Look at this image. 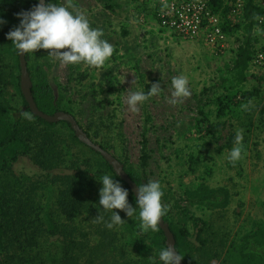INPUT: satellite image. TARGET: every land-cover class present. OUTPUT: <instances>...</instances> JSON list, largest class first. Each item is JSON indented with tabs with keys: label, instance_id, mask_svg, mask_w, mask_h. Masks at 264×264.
<instances>
[{
	"label": "rangeland",
	"instance_id": "1",
	"mask_svg": "<svg viewBox=\"0 0 264 264\" xmlns=\"http://www.w3.org/2000/svg\"><path fill=\"white\" fill-rule=\"evenodd\" d=\"M223 1L225 10L219 15L224 40L220 47L204 38H184L160 27L155 16L160 0H51L71 4L85 13L90 26L101 30L102 39L113 46V54L103 66L91 67L85 63L65 65L49 54L51 50L39 49L29 52V66L34 82L42 83L46 77L53 88L46 101L61 103L60 110L44 113L73 115L90 134L88 138L122 166L142 172V140L147 139V177L160 183L165 216L169 223L187 231L184 247L197 264H256L242 259L239 250L244 237L264 221V65L251 63L243 75L235 67L247 25L243 16L233 12L238 0ZM252 1L264 10V0ZM20 3L17 11L0 6V16L7 21L2 27L19 24L16 13L29 10L26 1ZM252 33L253 38L258 37L253 44L257 50L264 44V27L256 21ZM3 41L12 44L7 37ZM11 55L4 56L6 67L0 71L6 79L0 88L13 108L21 109L23 99L17 85L6 83L18 75L21 81L17 66L7 77ZM177 75L188 79L189 96L172 95L171 80ZM156 82L161 85L158 94L133 111L127 96L134 91L147 92ZM7 113L13 120L17 118L12 109ZM21 122L25 135H37L33 146L39 145L40 127L32 131V121L24 113ZM60 131L66 153L62 164L47 170L28 154L12 162L10 170H0V195L8 199L10 207L7 249L0 253V264H34L32 257L38 259L34 251H24L28 242L24 246L15 242L19 228L31 221L34 213L44 217L46 226H78L73 238L90 234V221L83 220L84 215L71 219L63 213L61 196L71 186L67 182L82 171L87 174L79 176L81 181L92 180L96 195L102 187L98 178L109 173L98 150L79 137L85 145L73 139L66 125ZM237 134L241 136L239 145H235ZM234 146L241 148V155L230 161L228 154ZM205 187L227 188L228 206L214 208L198 203L196 190ZM115 211L124 223L140 219L138 213L131 218L122 210ZM116 232L119 240L114 244L122 253L123 264H142L144 253L159 256L161 249H156L151 237L134 246L124 228L116 226L112 233ZM39 243L40 249H48L55 260L63 256V235H45Z\"/></svg>",
	"mask_w": 264,
	"mask_h": 264
},
{
	"label": "trees",
	"instance_id": "2",
	"mask_svg": "<svg viewBox=\"0 0 264 264\" xmlns=\"http://www.w3.org/2000/svg\"><path fill=\"white\" fill-rule=\"evenodd\" d=\"M26 1L29 5L30 10L39 0H3L0 6H5V9H10L12 11L18 10V5L20 2ZM223 0H211L210 6L213 11L218 14L223 13L225 10ZM263 8L256 2L252 0H247L244 4L243 18L247 25V36L240 46L237 52V59L235 61V67L240 70L241 75L251 64L252 54L256 49H254V43L258 42V37L253 38L252 30L257 21V18L263 13ZM12 28L4 26L0 28V69L6 67V62H4V56L7 58L9 54H12L9 60L10 74L14 73V67L20 68L19 53L14 48L12 44H7L3 39L6 37V33ZM254 39V40H253ZM6 45V46H4ZM14 57V59H13ZM29 53L26 54L28 72L32 79V94L35 102L39 109L43 112H49V110L58 111L60 110L61 103L52 104L47 102L48 95L53 92L52 86L47 82L46 77H43L42 83L34 82L31 74V69L29 66ZM12 78V77H11ZM6 79L4 72L0 71V82ZM17 85L20 95L23 99V108L17 109L13 108L10 100L5 98L2 89L0 88V170L7 171L11 168V163L16 161L21 155L30 154L35 163L44 169L51 170L65 161V155L63 148L64 133L61 130V126L64 124L68 127L70 135L73 139L77 140L79 143L81 141L76 136L74 129L71 124L67 121L59 122H48L44 118L34 114L29 107L27 100L25 99L22 91L21 84L19 80V75L12 80H6V83L12 82ZM4 87L6 84H3ZM12 109L17 114V118L13 120L11 116L8 115L7 109ZM23 113H30L32 123L29 127L32 131H35L36 126L40 127L41 136L40 144L33 146L36 143L37 135L31 133L24 134V129L21 122V117ZM28 123V121H27ZM80 125V124H79ZM81 128H83L80 125ZM54 128V129H53ZM53 129V130H51ZM87 136L90 137V134ZM85 145L84 143H81ZM142 153L140 156L142 172L137 173L132 167L123 166L126 173L136 183L144 184L149 181L147 177V168L149 165V154L147 147V139L144 137L142 140ZM102 147V146H101ZM105 149L104 147H102ZM100 153V152H99ZM104 158V157H103ZM104 166L107 173H109L114 179L119 180L122 186L129 190L128 201L132 205H137L135 201V194L132 191L130 185L123 180L113 169V166L104 158ZM50 174V173H49ZM87 174L86 171L79 172L77 175L72 177L67 183L71 182L70 188L63 191V195L60 200V207L63 209V213H66L71 219H75L77 216L84 215L83 220L90 221L87 223L90 226V234L85 236L81 233L79 239L78 236L73 238V233L78 232L76 227H54L46 226L44 217L40 214H35L30 218L31 221L27 222L24 219L23 222L26 223L19 228L18 234L15 236V242L18 245L24 246V243L28 242L29 246L24 251H34L38 259H34L32 263L34 264H123L120 262L122 259V253L114 244V241L118 239V234L112 233V229H108L105 226L106 220L110 217V212H105L103 208L99 205V192L94 195L93 182L83 180L81 181L80 175ZM78 181L74 182L77 180ZM199 197L197 202L201 204H206L207 206L214 208H226L230 201V192L227 188H217L212 189L205 187L202 190H196ZM90 196H86L85 194ZM138 206V205H137ZM9 203L8 199L3 195H0V253L7 249L5 245L7 237V228L9 221L7 216L9 215ZM86 214H83L85 213ZM102 215L104 221L98 220V216ZM28 217V216H27ZM163 220L168 224L170 230L172 231L175 238V248L180 253L183 264H197L195 258L187 254V250L184 247L185 239L187 236V231L181 227L169 223L168 218L164 215ZM26 219V218H25ZM140 219L132 220L129 223H123L120 225V229L127 232L128 237L134 246H140L146 238L151 237L154 242L156 249H162L166 246V235L162 228L158 225L159 230L156 232L149 231L147 233L139 230ZM63 235L65 247L63 248V256L58 260L53 258V255L49 253L48 249H40V240L46 235ZM163 236V239L161 238ZM93 242L91 244V241ZM96 239H100L96 242ZM119 240V239H118ZM118 253V257L117 254ZM47 257H43L46 256ZM239 255L242 259L247 261H255L256 264H264V221L262 225L257 228L253 233L247 234L243 239V244L240 247ZM149 257L158 259V255L153 253H144L142 255V264H152Z\"/></svg>",
	"mask_w": 264,
	"mask_h": 264
},
{
	"label": "clouds",
	"instance_id": "3",
	"mask_svg": "<svg viewBox=\"0 0 264 264\" xmlns=\"http://www.w3.org/2000/svg\"><path fill=\"white\" fill-rule=\"evenodd\" d=\"M67 2V0H66ZM20 22L6 33L7 39L20 55L35 52L39 49L51 50L49 54L65 65L85 63L91 67H101L113 54V46L102 39V31L90 26L85 13L78 11L68 4L67 6L39 0L30 10L16 13ZM7 21L0 16V27ZM64 49V51H61ZM159 82L153 83L147 92L134 91L127 96V105L133 110L150 96H155L160 91ZM172 95L182 98L190 95L189 81L183 75H177L171 80ZM175 103V101H173ZM26 119L31 120V115L24 113ZM241 136L237 134L235 145H239ZM241 148L234 146L228 154L230 161L240 158ZM102 182L99 190V205L111 216L105 222L108 229H113L124 223L120 213L122 210L127 217L134 218L139 215L142 232H156L158 224L164 215L165 206L162 204L163 191L156 180L139 184L135 201L138 207L134 208L128 201L129 190L124 188L119 180L109 174L98 178ZM98 220L104 221L99 215ZM180 253L176 254L171 245H166L159 251L158 259L149 257L152 264H180Z\"/></svg>",
	"mask_w": 264,
	"mask_h": 264
},
{
	"label": "built area",
	"instance_id": "4",
	"mask_svg": "<svg viewBox=\"0 0 264 264\" xmlns=\"http://www.w3.org/2000/svg\"><path fill=\"white\" fill-rule=\"evenodd\" d=\"M210 2L211 0H160L155 16L160 27L181 37L204 38L212 45L220 44L224 40L221 19L211 8ZM244 4L243 0H238L233 12L243 16ZM257 23L264 27V13L258 17ZM251 63L255 66L264 65V44L252 54Z\"/></svg>",
	"mask_w": 264,
	"mask_h": 264
},
{
	"label": "water",
	"instance_id": "5",
	"mask_svg": "<svg viewBox=\"0 0 264 264\" xmlns=\"http://www.w3.org/2000/svg\"><path fill=\"white\" fill-rule=\"evenodd\" d=\"M19 60H20V68H21V91L27 100L29 107L31 108L32 112L48 122H59V121H67L71 124L72 128L74 129L77 137H79L83 142L90 145L94 149L98 150L104 158L113 166V169L115 172L123 179L125 180L131 187L132 191L134 192L135 196L137 194L138 186L135 182L132 181V179L129 177V175L124 170L121 163L112 155H110L106 150H104L99 145L93 143L87 136V134L83 131V129L80 127L76 119L73 117V115L67 113V112H56L53 115H49L44 113L39 109L37 106L35 99L32 94L31 90V79L28 72V66H27V60H26V54H19ZM162 230L165 232L166 235V243L167 245H171L173 247V250L178 254L176 248H175V238L170 230L168 224L163 220L161 217L160 222L158 224ZM180 264H183L182 260L180 261Z\"/></svg>",
	"mask_w": 264,
	"mask_h": 264
}]
</instances>
